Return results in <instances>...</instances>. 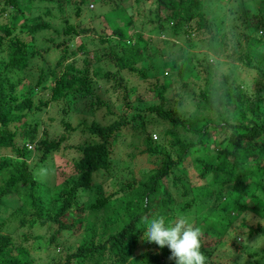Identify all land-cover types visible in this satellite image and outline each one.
I'll return each instance as SVG.
<instances>
[{"label":"trees","instance_id":"trees-1","mask_svg":"<svg viewBox=\"0 0 264 264\" xmlns=\"http://www.w3.org/2000/svg\"><path fill=\"white\" fill-rule=\"evenodd\" d=\"M84 1L73 3L75 14L79 13ZM137 1L133 0L134 12L141 14ZM32 2L0 0V149H9L11 153L0 155V200L4 194L23 188L27 217H20L18 224L26 223L28 227L46 225L50 233L45 247L54 243L62 230L80 228L79 242L57 264H175V261L169 260L171 253L167 246L160 248L141 239L143 225L140 218L164 215L172 220L183 217L200 228L201 251L207 257V264H264V246H259V249L263 247L260 253L256 250L250 252L246 244L236 240L237 235L229 232L232 214L250 211L258 219L264 215V208L258 204L256 196L260 178L264 177V37L259 33L264 32L262 9L252 14L258 23L251 31L239 29L246 24L245 16H242L239 28L229 27L235 30L231 39L226 38L223 31L207 39L210 59L214 58L217 63L221 57L233 56L243 67L255 73L251 86L236 85L226 74H220L218 79L216 63L206 61L205 56L203 61L195 64L199 70L197 73L203 72V75L198 91L191 93L189 108H180L182 99L167 100L164 86L156 79L148 80L145 85L154 94V102L139 108L130 100L126 81L120 74L112 83L116 92L114 102L96 94L93 84L97 77L109 79L113 73H101L90 68L89 63L93 60L85 55L81 57L82 66L77 68L74 55L76 50L81 54L87 53L85 42L80 41L74 48L68 49L67 40L54 44L61 47L59 56L48 71L52 75L49 96L33 101L31 87L40 84L44 70L41 66L37 68L39 73L31 87L25 81V71L32 56L43 58L34 44L29 45L19 34L25 33L32 39L35 33L48 28L49 23L42 19L41 14L32 15ZM152 4V18L146 20L149 26L141 23V30H132L126 36L118 25L111 29L109 35L92 27L70 23L64 25L62 32L69 39L86 33L94 34L100 42L106 43L99 55L94 52L97 55L94 60L106 59L116 66L118 73L125 71L127 75L135 73L145 78V71L137 64L148 55L145 44L152 43L154 38L150 37V32H156L155 29L170 30L179 39H185L192 30H209L212 24L206 17L209 5H203V0H149L146 9L152 10ZM56 7L61 10L59 3ZM163 9L166 14L161 16ZM41 13L49 14V10L45 7ZM133 23L130 12L125 24L131 27ZM158 40L164 44L167 42L160 37ZM227 48L230 53L225 52ZM254 50L261 51V55L256 57ZM168 60L171 62L164 64H167L168 70H181L176 61ZM186 70L189 72L191 69ZM185 82L183 80L182 84ZM87 95L91 97L88 101L91 113L97 109L102 111L101 122L93 118L88 125L80 124V133L86 132L90 139L74 146L77 155L71 160L72 171L63 177L60 187L53 194H48V190L41 193V184L26 160L30 154L28 143L33 142V146L40 151L37 160L42 162L65 140V135L60 132L47 138L44 128L34 140L38 121H29L28 116L50 101L63 99L65 106H61L57 122L65 131L78 130L77 126L65 120V116L74 99ZM179 96L185 97L183 94ZM111 103L116 104L113 107ZM229 105L237 110V117L227 114ZM151 118L167 122L168 128L163 130V136L168 139L167 149L152 143L151 133L146 129L147 123L152 122ZM179 128L191 138L179 137L175 132ZM126 137L127 143L137 151L127 154L125 159L132 163L136 157L145 158L144 165L139 168H135L133 163L131 167L127 164L121 166L113 152L117 143ZM218 137L221 138L216 139ZM156 153L161 154V160L154 166L146 167L147 157ZM120 169L125 170L122 174L125 180L119 185H114L102 196L97 195L91 202L81 199L82 194L92 186V176L105 174L111 177L115 170ZM181 174L186 181H182ZM196 179L200 180L199 183ZM169 180L173 190L168 188ZM228 185L230 188H227ZM203 188H211L215 198L222 200L223 205L219 208L212 206L198 222H194L195 217H199L197 209L206 207V201L210 200L204 195L198 200L194 197L193 194ZM20 211L22 209L16 207L10 216ZM240 218L238 226L245 229L244 232L239 230L238 236L242 241H250L254 236L257 242L256 237L264 236V225L259 221L251 224L244 222L245 216ZM5 223V219H0V229ZM207 235L212 240H208ZM25 238L23 236L22 239ZM209 244L212 248L208 247ZM221 245L226 250H220ZM141 247L145 249L135 253ZM250 257L252 259L247 260ZM256 257L260 261L257 262ZM0 264L37 263L25 247H14L11 236L0 232Z\"/></svg>","mask_w":264,"mask_h":264},{"label":"rangeland","instance_id":"rangeland-1","mask_svg":"<svg viewBox=\"0 0 264 264\" xmlns=\"http://www.w3.org/2000/svg\"><path fill=\"white\" fill-rule=\"evenodd\" d=\"M55 1L47 2L33 0L31 3L32 15L41 14L42 19L49 23V27L35 33L32 39H29L25 33L19 34L28 41L29 45L34 44L43 58L40 59L39 57L32 56L25 71V81L28 82V86L31 87L35 84L39 73L37 68L41 66L44 70V76L41 78L40 84L31 87L33 89L31 91L33 101H36L37 98L47 99L49 96L52 75L49 74L48 71L53 67L56 58L59 56L61 47L55 46L54 44L59 43L61 40H67V42H69L68 49L74 48L80 41L85 42L87 53L81 54L80 51L76 50V54L74 55L75 66L77 68L82 66L81 57L85 55L87 58L93 60L89 63L90 68H95L101 73L104 71L113 73L112 78L109 77V79H105V77H97L93 84L94 92L96 94L105 100L114 102L116 99V92L114 91V85L112 83L113 79L115 80L118 77V74H120L126 81V86L130 92V100L134 105H138L139 108L154 102V94L150 89L145 87L148 80L154 79H156L157 83L164 86V95L167 100L172 101L175 99V101H177V99H182L180 108H189L191 93L198 91V88L201 85L200 77L203 75V72L197 73L198 67L196 69L195 64L203 61V57L205 56L207 57L206 61L216 63L214 58H211V60L207 53L208 37L210 35H219L221 34V31H223L226 38L231 39L232 33H235V30H230L229 27L233 26L239 28L240 25L238 26V24L240 23L242 16H245L246 24L240 26L239 29L251 31L253 25L258 23L252 14H255L258 9H262L264 12V0H203V5H209V9L206 12L207 19L212 22L209 30H206L205 28L200 29L202 31L192 30V32L186 36L187 39H179L170 30L158 31L154 28L156 32H150V37H154L152 43L146 42L145 44V53L148 55L143 61L137 64L138 68L143 69L146 73V77L143 78L135 73L130 75H127L125 71H119L118 73L116 71V66L106 59L94 60V58L99 55L106 46V43L100 42L94 34L86 33L85 35H80L78 37L72 36V38L69 39L67 38V35H64L62 32V28L65 24L70 23L83 27H92L96 31H103L104 34L109 35L111 29L118 25L121 26V29L126 36L129 35L132 30H141V23L149 26V24H146V20L152 18L154 4L150 6V9L152 10H147L146 8L148 7L146 4L149 0H138V7H136L141 14H136L134 12L135 3L133 0H86V2L84 1V3L80 5L81 9L79 13L75 14L73 3L78 2V0ZM57 3L60 4V11L56 7ZM45 7L49 10V14L41 13ZM130 12H132L134 23L131 27H128L125 22L127 21ZM165 12L166 10L164 11L163 9L160 12V15H165ZM143 31L144 30H142V32ZM145 35L147 36V32ZM156 35H159L158 37L160 38L166 39L167 42L165 44L160 42ZM230 43L231 40L229 41V44ZM95 51L97 55H94ZM254 51L256 57L261 55V51ZM225 52L230 53L229 48H227ZM168 59H171L172 62L176 61L181 70L178 72H176V69L168 70V67H166L167 64L164 65L167 62H171ZM218 60L219 61L215 64V72L218 79L220 78V74H226L236 85L251 86L253 84L255 73L252 70L243 67L233 56L227 58L221 57ZM193 66L194 70H192ZM186 68H190L191 70H188L189 72H187ZM183 80L186 81L184 84H182ZM179 94H183L185 97H180ZM134 97L135 99H133ZM90 98L91 97L87 95L81 99H74L72 104L68 106L65 120H67L72 126H77L78 130L74 129L71 132L65 131L60 123L57 122V119L61 114L60 108L61 106H65L63 99L50 101L44 108H41L38 112L32 113L33 115L28 116L29 121L33 119L38 121L34 140L40 136V132L44 128L46 129L47 138L57 136L60 132L65 135V140L59 144L56 150L49 152L48 156H46L42 162H38L37 160V155L40 151L33 146V142L28 143L29 146H27V148L29 149L30 154L26 157V160L31 167L35 178L41 184V193L48 190V194L50 192L53 194V192L60 187L63 177L72 171L71 160L77 155L74 152V146L90 139V136L87 137L86 132H84V134L80 133L79 129L82 125H88L93 118L101 122L102 111L97 109L95 112L91 113V110L88 107V101ZM114 104L111 103L113 107ZM174 107L176 108L175 105ZM226 112L233 118L238 115V112L234 109L233 105H229ZM153 116L155 117V115ZM151 121V123H147L146 129L151 133L150 136L152 143H157L159 146H163L167 149L168 139L166 136H163V130L168 128L167 122L160 119L156 121L155 118H151ZM81 123L82 125H80ZM175 132L179 137L184 136L186 139L191 138L188 134L183 133L180 128L176 129ZM220 138L221 137H218L216 139ZM127 140L128 137L120 140L113 152L118 157L116 159H118V161L120 160L121 166L127 164L128 167H131L133 163L135 168H139L144 165L145 158L136 157L132 163L129 162L128 159H125L127 154H132L137 151V148L131 147L127 143ZM174 149L176 150L175 147ZM0 155L7 156L11 155V153L9 149H0ZM160 160V153L148 156L146 167L154 166ZM124 172L125 170L120 169L115 170L111 177H107L105 174H96L92 176V186L87 192L82 194L81 199L86 200V202H91L97 195L102 196L103 193L106 194L114 185H119L121 181L125 180L122 177ZM193 175L194 173L191 174L192 177ZM181 179L182 181H186L182 174ZM199 181L200 180L196 179V183H199ZM170 182L171 181L169 180L168 188L173 190ZM227 188H230V186L228 185ZM193 195L197 198L196 200L202 198L203 195L205 197H210V200L206 201V207L203 206L202 208L197 209L199 217L196 216L194 222H198L200 217L207 213L208 209L212 206L219 208L223 205L222 200L215 198L214 192L211 191V188H207V190L203 188L201 192H196ZM256 196L258 204L264 208V177L260 178V184L259 188L256 190ZM23 200V188H19L16 192L3 195L0 200V219H5L7 223H5L0 229V232L8 233L11 236L12 245L14 247L18 245L25 247L37 264H57V262L63 258L65 253L73 250L79 242L80 228L62 230L56 236L54 243L45 247L44 243L50 233V229L46 225L35 224L34 226L28 227L26 223L22 225L18 224L20 217H27V207L23 204ZM245 200H247V198H245ZM178 204L181 206L180 203ZM16 207L22 209V211H20L21 213L19 212L16 215L10 216V214L13 213V209ZM251 213L252 212L250 211H245L238 213V215L232 214L233 218L231 220L229 232L230 234L237 235L235 236L236 240L246 244L248 251L251 252L252 250H256L260 253V250L263 247H260L259 249V246H264V236L256 237V240H259L257 242L254 241V236L251 237L252 239L250 241L246 240L247 242L242 241L238 236L240 233L239 230H242V232L245 230L238 226L241 221L240 217L242 216H245V223L253 224L256 221H259L260 224L264 225V215L261 219H258V217H254ZM23 236L26 238L22 239ZM206 238L212 240V237L208 235ZM224 245L223 249L221 245L220 250H226ZM208 247L212 248V244H209ZM144 249L145 247L138 248L135 250V253H141ZM221 253L223 258H225L224 251ZM251 259L252 257L247 260ZM255 259H257V262L260 261L258 257Z\"/></svg>","mask_w":264,"mask_h":264},{"label":"clouds","instance_id":"clouds-1","mask_svg":"<svg viewBox=\"0 0 264 264\" xmlns=\"http://www.w3.org/2000/svg\"><path fill=\"white\" fill-rule=\"evenodd\" d=\"M141 239L155 243L160 248L168 247L169 260L175 264H207V257L201 251V230L183 217L169 220L164 215L142 216Z\"/></svg>","mask_w":264,"mask_h":264},{"label":"built area","instance_id":"built-area-1","mask_svg":"<svg viewBox=\"0 0 264 264\" xmlns=\"http://www.w3.org/2000/svg\"><path fill=\"white\" fill-rule=\"evenodd\" d=\"M259 33L262 35V37H264V32H261V31H260Z\"/></svg>","mask_w":264,"mask_h":264}]
</instances>
